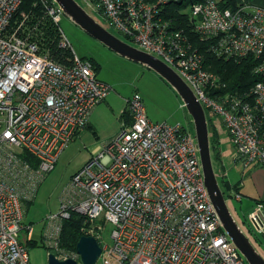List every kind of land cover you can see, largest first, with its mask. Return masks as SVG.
Returning <instances> with one entry per match:
<instances>
[{"label":"built area","instance_id":"1","mask_svg":"<svg viewBox=\"0 0 264 264\" xmlns=\"http://www.w3.org/2000/svg\"><path fill=\"white\" fill-rule=\"evenodd\" d=\"M84 1L122 37L172 68L205 112L222 117L237 158L264 165V8L225 9L206 0L183 9L201 43L213 41L226 59L251 57L261 78L245 93L219 88V94L209 95L207 87L218 77L204 68L196 42L162 14L164 5L179 0ZM22 3L0 0V264H30L27 242L34 226L24 223L23 204L34 201L47 174L111 91L89 61L74 55L71 66L60 65L42 52L33 31L20 35L29 14L22 13L24 20L10 28ZM61 11H51L56 22ZM159 43L166 48L158 51ZM60 46L71 48L68 41ZM128 111L131 124L73 176L61 210L47 216L45 246L60 260H77L78 253L63 248L61 238L64 221L78 214L92 224L83 229L85 236L103 231L96 224L101 218L113 225L108 256L115 255L119 264H249L211 201L194 133L153 123L137 96L128 101ZM249 218L264 233V204Z\"/></svg>","mask_w":264,"mask_h":264},{"label":"rangeland","instance_id":"2","mask_svg":"<svg viewBox=\"0 0 264 264\" xmlns=\"http://www.w3.org/2000/svg\"><path fill=\"white\" fill-rule=\"evenodd\" d=\"M76 1L110 32L122 40H126L130 45L137 47L133 42L122 37L104 16L100 17L95 15L89 9L84 0ZM157 1L158 0H155L154 2ZM181 1L182 0L174 1L172 3L177 4ZM205 1L206 0L191 1L188 3V6ZM217 1L219 5H221V0ZM56 3L57 1L54 6H51V4L45 6L40 0H35V7L40 9V15L32 25V12L27 13L21 11L22 3L11 21L10 28L17 26L16 24H19L24 20L21 15L22 13L29 14L30 18L24 21L25 27L23 26L19 30L20 35H27L28 32L37 30L42 20L48 18L53 24L57 25L60 30L61 40L59 45L64 41H68L74 54L78 58L84 61L94 60L97 63L96 73L99 79L105 81L111 87V91L108 97L101 102L100 106H103V108L97 112L94 122H91L89 127L78 133L74 141H72L62 153L58 162L55 164L54 169L47 174L33 201L34 203L30 206L28 205L29 202L23 204V221L27 225L34 226L32 238L38 242L33 246L29 245L30 264H48V255L52 252L45 246L42 238L46 218L48 215L56 214L61 210V197L64 190L71 182L72 177L80 172L90 161L97 158L104 151L105 146L122 133L125 120H121V116H123V113L124 115L128 113V99H132L136 96L140 98L148 114L151 113L153 117L157 118L155 122H165L170 125L181 123V125L185 128H189L190 131L194 133L193 120L188 114L181 98L163 78L147 66L120 56L82 30L64 13L61 15V20L56 22L55 16L51 13L53 8L55 9L56 14L61 11L59 8L60 6ZM172 3L170 2L164 5L162 11L164 17H169L167 13H173V11L170 10L166 11V7L172 5ZM246 4L247 3H241L239 6ZM247 5L253 6L249 2ZM186 8L187 7H185V10ZM172 26L176 31H184L183 27L174 21ZM192 31H194L193 27ZM160 35H162V37L165 36V34ZM167 35L171 36L170 34ZM176 42L179 45L182 44L181 41ZM159 44L158 51L166 48V44ZM42 52L45 53L43 50ZM172 55L175 56V52H173ZM248 59L252 58L250 57ZM229 60L243 62V60L235 57H231ZM254 86L255 85L251 86L249 91H251ZM219 88L222 90V93L230 92L234 95L242 93L238 91L237 88L229 89L225 84L210 86L206 91L209 95H213L217 93ZM125 107L126 111L124 110ZM206 115L207 118L208 115L211 118L209 122L210 140L213 141V130H215L218 139L217 149L222 151L221 154L223 159L221 162L218 161L221 167L215 163L214 159L213 164L218 181H220V185L224 190L226 188L223 185V180L232 184L242 178L240 166L243 167V163L240 158H237L236 156V149L231 142L227 129L224 127L222 117L211 113L209 110L206 111ZM150 118L153 120L151 116ZM223 160L225 167L223 165ZM229 191H226L225 195L228 207L234 214L238 223L246 231L252 243L256 244L254 245L258 252L264 257V233H260L254 229V235L252 236L248 232L249 229H251L249 215L253 211L251 210L252 202L246 198H242L241 201H238L236 198L230 196ZM85 223H87V221ZM96 224L97 226L104 227L102 232L97 230L96 235L99 236V242L101 245L103 247L107 246V251L101 253L102 255L95 264H106V259H110L112 264H119L115 255L112 257L108 256L109 251L113 249V239L111 234L113 225L110 222H106L103 218L97 220ZM86 225L91 226L92 224L88 222ZM77 262L82 264L80 256L78 257Z\"/></svg>","mask_w":264,"mask_h":264},{"label":"water","instance_id":"3","mask_svg":"<svg viewBox=\"0 0 264 264\" xmlns=\"http://www.w3.org/2000/svg\"><path fill=\"white\" fill-rule=\"evenodd\" d=\"M63 13L90 36L116 52L122 57L141 63L156 72L179 95L188 114L193 120L194 138L200 151L205 184L214 208L225 231L233 240L240 253L249 264H264V257L258 252L244 228L238 223L227 205L225 194L216 176L208 119L195 93L172 68L161 59L125 42L95 20L76 0H56ZM254 229L259 231L255 223ZM76 252L82 264H95L102 253L97 240L83 236L76 245ZM48 264H78L75 260L60 261L54 253L48 255Z\"/></svg>","mask_w":264,"mask_h":264},{"label":"trees","instance_id":"4","mask_svg":"<svg viewBox=\"0 0 264 264\" xmlns=\"http://www.w3.org/2000/svg\"><path fill=\"white\" fill-rule=\"evenodd\" d=\"M149 2H154L155 0H148ZM191 1L196 0H182L181 2L177 3L176 5L172 6L169 5L166 7V11L170 10L173 11L172 14L167 13L170 17H165L166 19H171L175 23L180 24L184 29V34L191 38L192 42H196V46L200 49V54L203 58V65L204 68L213 72L218 77L217 84H225L229 89L237 88L240 92H248L250 87L255 85L257 82L261 81V78L256 75L255 69V60L243 58V62H238L234 60H229L224 58L223 55H219L218 52L215 50L216 45L213 41L208 42H200L199 37L192 31V26L187 17V14L183 12L185 7H188V3ZM243 0H221V6L223 8L234 9L238 7ZM40 9L35 7V0H24L21 11L30 13L32 12V23L36 21L40 15ZM31 16V17H32ZM176 28V27H175ZM178 29V28H176ZM34 38L38 40L39 45L41 46L42 50L50 56L55 62L60 65L69 67L73 63L74 59V52L72 48H61L59 42L61 40V33L57 25L53 24L48 18L42 20L41 24L32 32ZM92 63L95 71H97V63L94 60H90ZM210 87L208 85L207 89ZM221 90H217L219 94ZM213 94V95H215ZM208 113V112H207ZM130 113H126L123 119L130 121ZM132 120V118H131ZM211 118L208 115V127ZM131 124V122H130ZM90 126V125H89ZM88 126V127H89ZM225 127V126H224ZM87 128V127H86ZM213 141L210 140L211 150H212V158L215 160V163L220 166L218 163L222 161L223 157L221 151L217 149L218 139L217 133L215 130ZM79 132L76 133L75 137L78 135ZM210 133V131H209ZM74 137V139H75ZM239 160V159H237ZM243 163V169H248L254 166H259L264 170V165L259 160H254L251 162L244 161L240 159ZM221 167V166H220ZM73 178V177H72ZM223 185L225 186L226 191L230 192V196L236 198L238 201H241V197L238 198V193L240 192V188L237 185H231L228 181L223 180ZM220 183V181H219ZM221 186V185H220ZM222 188V187H221ZM223 190V188H222ZM226 195V191H224ZM34 202H29L28 205H32ZM258 204H264L262 202H254L252 204L251 210L257 207ZM85 218L78 214H72L71 217L64 221L63 223V231H62V242L61 246L65 249L76 251V245L80 238L85 235L83 229L86 228ZM65 224V225H64ZM254 235V234H253ZM34 241V242H33ZM33 242V243H32ZM38 242L33 240V238L27 242V247L29 245L33 246Z\"/></svg>","mask_w":264,"mask_h":264},{"label":"crops","instance_id":"5","mask_svg":"<svg viewBox=\"0 0 264 264\" xmlns=\"http://www.w3.org/2000/svg\"><path fill=\"white\" fill-rule=\"evenodd\" d=\"M248 2L253 5L252 7L264 8V0H243L242 1V4L243 3H247L248 4ZM125 42H127V41L125 40ZM127 43H129V42H127ZM97 78L99 79L98 75H97ZM99 80L102 81V82H104L105 84H107L105 81H103L101 79H99ZM163 83L165 84V82H163ZM165 85L167 86V84H165ZM167 87H169V86H167ZM110 89H111V87H110ZM129 100L130 99L127 100V105H128V101ZM100 104L101 103H99L96 106V108L94 109V111L92 112V114L90 116V119H89V122L86 125V127H88L91 124V122H94V118H95L97 112L101 108H103V106L101 107ZM124 110L126 111V107H125ZM127 110H128V107H127ZM128 113H129V111H128ZM146 113H147V116H148V118H149L150 121H152L153 123H160V122H155L157 118L153 117L151 115V113L148 114L147 110H146ZM150 116L153 118V120L150 118ZM123 117H124V113H123V116H121V120L123 119ZM130 122H132L131 117H130V121H128V120L125 119V123H123V124H128L129 125ZM163 123H165V122H163ZM176 125H181V123H177ZM181 126L183 128H185L183 125H181ZM86 127H84L83 129H81L79 131V133L81 131L85 130ZM185 129L190 130L189 128H185ZM223 165L225 167L224 160H223ZM240 168H241V177L242 178L240 180H238L236 183H232V184L230 183L231 185H234V186L237 185V186H239L240 192L237 195L240 196L241 198H246L247 200L251 201L252 204L254 202H257V201H259V202L264 201V170L262 168H260L259 166H254V167H251V168H248V169H245V170L241 166H240ZM250 226H251L252 230L254 231V228H253L252 224H250Z\"/></svg>","mask_w":264,"mask_h":264},{"label":"bare ground","instance_id":"6","mask_svg":"<svg viewBox=\"0 0 264 264\" xmlns=\"http://www.w3.org/2000/svg\"><path fill=\"white\" fill-rule=\"evenodd\" d=\"M174 5H176V3H172V6H174ZM83 237V236H82ZM88 237V236H87ZM91 237H94L96 240H97V242H98V244H99V246L101 247V244H100V242H99V240L96 238V236H91ZM81 239V238H80ZM55 256H56V254H55ZM56 258H57V256H56ZM58 259V258H57ZM58 260H60V259H58ZM68 260H74V259H68ZM60 261H67V260H60ZM75 261H77V260H75ZM78 263V262H77ZM79 264V263H78Z\"/></svg>","mask_w":264,"mask_h":264},{"label":"flooded vegetation","instance_id":"7","mask_svg":"<svg viewBox=\"0 0 264 264\" xmlns=\"http://www.w3.org/2000/svg\"><path fill=\"white\" fill-rule=\"evenodd\" d=\"M248 232H249V234H250V235H252V236H253V234H254V231L252 230V228H251V229H249V231H248ZM254 244H255V243H254ZM255 245H256V244H255ZM255 247H256V246H255Z\"/></svg>","mask_w":264,"mask_h":264}]
</instances>
